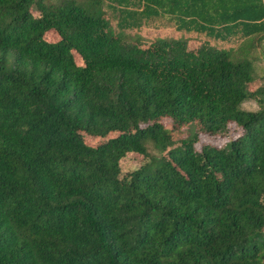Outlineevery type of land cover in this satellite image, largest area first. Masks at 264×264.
Returning a JSON list of instances; mask_svg holds the SVG:
<instances>
[{"label": "trees", "instance_id": "1", "mask_svg": "<svg viewBox=\"0 0 264 264\" xmlns=\"http://www.w3.org/2000/svg\"><path fill=\"white\" fill-rule=\"evenodd\" d=\"M259 58L264 0H0V264H264Z\"/></svg>", "mask_w": 264, "mask_h": 264}, {"label": "rangeland", "instance_id": "2", "mask_svg": "<svg viewBox=\"0 0 264 264\" xmlns=\"http://www.w3.org/2000/svg\"><path fill=\"white\" fill-rule=\"evenodd\" d=\"M53 1H56V0H53ZM34 13L38 14L37 11H34ZM148 34H150V33L148 31H146L145 36H147ZM46 36H47V39L51 42H56L60 38L58 33L55 31H52V30L49 31ZM146 38H148V37H146ZM188 46L193 49V48L197 47L198 44L196 42L192 41V42H189ZM76 61H77V63L82 64V61L78 55H76ZM254 65H255V69H256L258 75L263 78L264 77V59L259 58L258 61H256L254 63ZM243 107L247 110H256L258 108V104L254 100H248V101L244 102ZM167 121L169 122V120H166V122ZM182 134L187 135V130H184V132ZM221 137H223V138H220L219 136L209 137L206 135H203V136L201 135L200 140L197 143V145H199L200 142H209V141H214L218 144H221L225 140H227L228 135L226 134L225 136H221ZM87 142L95 144L97 142V140L94 138L91 139L88 137ZM147 146H148L149 156L157 154L155 145L152 142H148ZM149 160H150V157H147V156H144V155H141L138 153L130 152V153H127L120 160V168H121V171L123 173H127L131 170H135V169L139 168L140 166H142L143 164H145Z\"/></svg>", "mask_w": 264, "mask_h": 264}]
</instances>
